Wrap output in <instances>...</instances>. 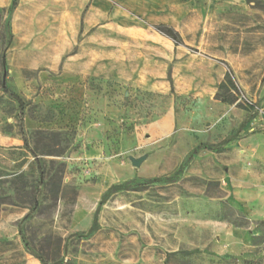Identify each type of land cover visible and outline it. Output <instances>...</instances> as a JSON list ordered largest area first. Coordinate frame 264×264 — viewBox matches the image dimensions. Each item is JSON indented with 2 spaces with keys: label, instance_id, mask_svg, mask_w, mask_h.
Wrapping results in <instances>:
<instances>
[{
  "label": "rangeland",
  "instance_id": "obj_1",
  "mask_svg": "<svg viewBox=\"0 0 264 264\" xmlns=\"http://www.w3.org/2000/svg\"><path fill=\"white\" fill-rule=\"evenodd\" d=\"M11 2L0 264H264V0Z\"/></svg>",
  "mask_w": 264,
  "mask_h": 264
},
{
  "label": "trees",
  "instance_id": "obj_2",
  "mask_svg": "<svg viewBox=\"0 0 264 264\" xmlns=\"http://www.w3.org/2000/svg\"><path fill=\"white\" fill-rule=\"evenodd\" d=\"M15 5H16V0H12L11 6H10L9 10H12L15 7ZM170 36H172V38H175L176 37L172 33H170ZM235 89H236V87H235V84H234L233 80L230 78L229 74H225L224 79L221 81V83L218 86V93L216 94V98H219L220 96H222V98L220 99L222 102L232 103L234 101V97L229 92H232ZM221 92H223L224 94L228 93L229 96L228 95L227 96H224V95H222ZM129 182L130 181H126L124 183H119V184H112L108 188V190H107V192H106L105 195L107 196V195H109L111 193H114V192L118 191L119 189H122L123 186L126 185V184H128Z\"/></svg>",
  "mask_w": 264,
  "mask_h": 264
},
{
  "label": "water",
  "instance_id": "obj_3",
  "mask_svg": "<svg viewBox=\"0 0 264 264\" xmlns=\"http://www.w3.org/2000/svg\"><path fill=\"white\" fill-rule=\"evenodd\" d=\"M143 158H131V162L133 165L138 166L140 165Z\"/></svg>",
  "mask_w": 264,
  "mask_h": 264
}]
</instances>
